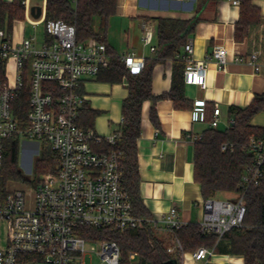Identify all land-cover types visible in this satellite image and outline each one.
I'll list each match as a JSON object with an SVG mask.
<instances>
[{
	"label": "built area",
	"instance_id": "2783aa9c",
	"mask_svg": "<svg viewBox=\"0 0 264 264\" xmlns=\"http://www.w3.org/2000/svg\"><path fill=\"white\" fill-rule=\"evenodd\" d=\"M70 1L76 7L79 0ZM42 2V6H31L30 0H25V17L29 19L33 9L36 14L37 8L44 14L47 0ZM232 3L240 6L239 0ZM40 22L45 24L46 33L41 46L37 36L16 41L14 33L0 28V172L6 142L12 140L48 144L59 164L54 173L38 181L33 179V184L9 181L5 191L0 190V264H85L88 254L98 256L101 264H120L121 252L115 242L89 241L82 236L83 230L109 228L124 233L149 226L174 234L189 224L181 219L177 208H171L160 225L153 218L135 216L123 186L120 153H97L92 147L93 142L102 140L114 145L119 134L103 138L79 124L85 103L82 84L110 66L113 56L107 44L96 38L78 41L76 27L61 20H31L33 24ZM154 39L153 28L144 24L142 41L152 52H156ZM120 58L133 73L146 65V58L134 54ZM179 58L186 63L185 83L206 88L210 64L225 70L229 53L224 47H216L204 59H196L190 40ZM235 61L247 62L257 74L264 73V65L258 63L255 53L248 59L237 56ZM23 95L28 100L24 117L21 104H17ZM194 111L196 120L205 122V104H196ZM220 116L216 105L210 128L218 129ZM233 125L234 121L229 128ZM201 136L188 137L197 142ZM229 148L233 150L234 146L222 147L223 151ZM244 150L252 160L244 168L236 198H209L200 203L202 217L198 225L205 234L222 238L243 226L246 193L264 178V136L250 138ZM175 244L168 252L182 253L178 239ZM213 253L201 247L192 257L208 262Z\"/></svg>",
	"mask_w": 264,
	"mask_h": 264
},
{
	"label": "trees",
	"instance_id": "16d2710c",
	"mask_svg": "<svg viewBox=\"0 0 264 264\" xmlns=\"http://www.w3.org/2000/svg\"><path fill=\"white\" fill-rule=\"evenodd\" d=\"M25 0L5 2L0 0V28L9 34L13 33L14 23L23 21L25 17ZM241 19L238 24L237 39H242L248 27L258 24L261 20L253 0H240ZM117 0H79L74 7L70 0H47L45 20H61L74 25L78 41L96 38L107 44L113 58L108 68L102 70L98 78L108 83H125L128 97L122 103V123L118 138L113 145L106 140L93 142L92 147L97 153L118 152L121 155L123 170V186L129 195L134 215L149 218L140 186L141 176L138 159V142L142 133V109L146 101H152L151 120L157 124L156 104L168 99L173 101L176 109H194L185 94L186 63L179 58L181 49L185 47L188 38L193 34L198 19L177 20L158 18L157 21V53L154 60H146L143 70L133 73L125 66L120 56L110 48L107 35L110 19L116 14ZM99 18L98 30L95 29V19ZM173 61L172 84L168 93L155 96L153 93V67L158 62ZM81 93H84L81 90ZM26 115L28 110L27 96L23 95L17 102ZM205 105V122L211 123L214 118V107ZM234 118L232 128L219 130L206 129L200 140L195 142L194 179L201 186L205 200L217 198L222 194L239 193V185L245 166L251 163L252 157L244 149L252 137L264 136V128L254 126L253 118L264 112V92L256 95L247 107L231 106L229 109ZM97 113L90 110L84 103L79 124L84 129H93ZM233 145L223 151V145ZM19 141L6 142L5 158L0 172V190L5 191L9 181L31 183L45 175L44 171L54 173L58 168V158L50 146L43 143L40 157L35 162L36 177L28 179L19 166ZM46 173V172H45ZM246 216L243 226L226 233L222 238L216 234H205L198 224H189L176 231L173 235L182 246V253H194L205 247L216 254L242 256L245 264H264V178L262 182L251 188L245 196ZM82 236L89 241L109 240L115 242L121 252L120 264H133L132 255L138 259L137 264H164L176 260L181 264L180 254L168 252L171 238H160L151 227L129 230L121 233L112 229L86 228Z\"/></svg>",
	"mask_w": 264,
	"mask_h": 264
},
{
	"label": "crops",
	"instance_id": "0c3cea01",
	"mask_svg": "<svg viewBox=\"0 0 264 264\" xmlns=\"http://www.w3.org/2000/svg\"><path fill=\"white\" fill-rule=\"evenodd\" d=\"M4 1L10 3L13 0ZM253 5L258 9L261 20L249 26L239 40L237 27L241 6H234L232 0H117V11L110 19L107 42L119 56L134 54L152 61L158 51L156 19H198L193 34L188 38V41H193L194 57L204 59L216 47H224L228 50L229 61L223 71L210 64L206 88L185 83L186 98L190 105H208L210 112L218 105L221 110L218 129L226 130L234 121L230 107H247L256 95L264 92V73L257 74L247 62L235 61L237 56L248 59L255 53L258 63L264 65V0H253ZM45 13L40 16L45 17ZM144 24L154 30L156 52H152L142 41ZM13 31L16 41L24 38V24L20 25V21ZM172 72V60L154 65L155 96L170 91ZM82 90L85 103L97 113L90 130L103 138L118 133L123 120L122 103L129 94L126 84L103 82L97 76L86 79ZM152 106V101L143 104L142 133L138 142L140 192L149 218L160 225L163 216L171 208H177L184 222L198 224L202 217L200 203L204 198L201 186L194 179L195 142L188 136H201L210 123L197 121L194 109L179 110L173 101L163 99L156 104L158 123L155 124L150 117ZM252 124L264 128V112L256 115ZM155 231L160 238H171L173 245L169 244L168 249L175 247L177 238L172 233L162 229ZM131 258L137 259L135 255ZM180 260L181 264H245L242 256L216 253L208 262L194 260L192 253L180 254Z\"/></svg>",
	"mask_w": 264,
	"mask_h": 264
},
{
	"label": "rangeland",
	"instance_id": "374dc122",
	"mask_svg": "<svg viewBox=\"0 0 264 264\" xmlns=\"http://www.w3.org/2000/svg\"><path fill=\"white\" fill-rule=\"evenodd\" d=\"M43 4L42 0H31V6H41ZM42 18L41 16H31L29 19L27 17L23 18L24 22V37L25 38H31L34 36H37L39 46H41L44 41L46 40V33H45V24L43 22L33 24L31 23V20L33 22L39 21ZM99 18L95 19V29L98 30L99 27ZM17 32L20 31V28L18 26ZM109 36V32H108ZM120 40V39H119ZM224 129V128H222ZM43 148V144L40 141H21L20 142V148H19V166L23 172V174L30 180L35 179L37 176L35 173V162L40 157L41 150ZM46 172V173H45ZM45 175L52 174L49 171H44ZM43 175V176H45ZM41 176L40 178H42ZM20 188L21 186H13L9 185V188ZM237 195L235 194H222L218 195L217 198L219 199H234ZM169 237V236H166ZM171 245H173V242H169ZM96 250L99 249V247L94 244L92 245ZM91 247V246H90ZM138 259L133 260V264H137ZM85 264H101V259L96 256L95 254H88L85 257Z\"/></svg>",
	"mask_w": 264,
	"mask_h": 264
},
{
	"label": "water",
	"instance_id": "95a60500",
	"mask_svg": "<svg viewBox=\"0 0 264 264\" xmlns=\"http://www.w3.org/2000/svg\"><path fill=\"white\" fill-rule=\"evenodd\" d=\"M33 13H34V9H33ZM40 14H41V9L37 8V16H40ZM164 264H178V263L176 260H170V261L165 262Z\"/></svg>",
	"mask_w": 264,
	"mask_h": 264
}]
</instances>
